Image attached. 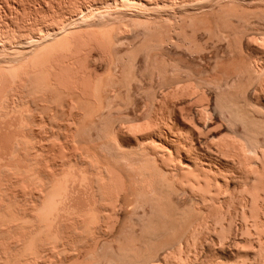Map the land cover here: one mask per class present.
<instances>
[{"label":"bare ground","instance_id":"obj_1","mask_svg":"<svg viewBox=\"0 0 264 264\" xmlns=\"http://www.w3.org/2000/svg\"><path fill=\"white\" fill-rule=\"evenodd\" d=\"M71 15L54 24L37 29L34 34L31 33L32 35L21 39L17 43V47L12 49L13 52L10 53V56L0 62V169L7 166L9 172L8 167H14L15 162H19L17 166H20V169L24 167V163H21L20 160L22 153L19 159L14 162L11 150L15 139H23L27 136L24 118L26 117L27 120V116H24L26 109L22 107L27 102L21 103V106L19 101L21 102L20 95L28 87L29 82L34 86V90H31L32 93H38V98L41 97L43 101H46L49 104L46 105L48 107L56 105L60 96L64 95L65 104L71 110L76 103L75 99H77L78 112L76 115L79 119L77 121L80 124H86V122L93 124L97 120L98 122L104 121L105 116L109 115L113 108H116L112 107L114 104L117 106L115 111L119 112H123L122 109L126 107L135 106L136 101L131 99L130 91L133 90V85L142 87L147 81L149 89L144 92L143 98L145 101H151V108L146 113L144 120L137 123H135L136 120L134 123L130 121L132 124L120 121L119 124L125 134L133 133L135 135L136 133L137 135L139 133L141 136H132L117 143V148L120 149L118 152H122L123 149H126L127 152L128 149L127 154H130V159L132 155L135 156L134 159L138 158L139 161L136 160L140 164L141 170L139 169V171L142 172L137 174L139 179L141 174L145 175L142 178L151 177L145 181L154 182L155 179L154 183H150V181L143 183L144 180L141 178L143 182L139 180V184L138 180L134 178V174L131 173L132 179H134L132 181L137 182V186L134 185V187H137L138 190L143 186V189H140V194L148 192L144 196H151V200L149 198L146 200L141 195L140 200L145 198L146 201H139L140 204L136 201V206L141 210L142 216L150 213V217L147 221L145 220V250L141 251L128 240L121 249V256L117 264H170V258H183L185 253L196 248L203 240L202 235L205 230L208 229L216 235V239L215 237L214 239L220 243L225 242L230 233L234 234V238H236L240 232H244L241 235L247 232L246 235L249 236L247 242L251 251L245 253L244 258L239 262L235 261L237 263L234 264H264V227L262 224L264 217V0H167V2L166 0H106L101 2L97 8L87 7L86 11L79 9L76 15ZM204 36L215 43L224 42L226 45L225 56L214 55V66L205 76L202 73H190L188 63L173 64L166 59L165 46L174 45L188 50H197L199 48L198 39ZM124 48H128L127 53L121 52ZM86 50H95L100 54L98 58H94V61L97 59L100 65L101 62H105L106 66L102 64L103 68L106 67L103 72H98L96 63L93 68H88L85 65V60L89 56L83 55L86 54ZM140 54H143L141 60L138 57ZM100 65L99 67H101ZM150 88L152 92L149 91ZM209 90L214 92V106L216 107L214 109L215 111L217 109L220 118L229 116L230 119H222L224 122L230 121L227 126L230 131L226 130L229 134L225 132L227 134L208 143L209 148L206 147L208 152L211 150V154L216 153L218 158L221 157V160L218 161L222 163V167L219 166L220 164L216 166L219 162L216 165L214 163V166H216L215 169L218 170L222 182L218 180L217 175H212L211 172L202 169V173L206 171L211 174L208 176L204 172L203 175L201 171L191 167L190 162L184 160L185 157L181 150L187 148V152L192 153L195 148V142L191 137L188 147L182 149L174 146L175 142L166 133H163L164 131L159 132L156 137L154 136L155 132H153L154 134L151 132L152 125H156L155 122L159 119V110H161L159 108L162 110L165 108L160 113H166L167 110L166 115L170 113L167 116L170 119L169 122L166 120L167 124L172 122L171 119L176 114L187 117L192 125L197 122L196 120L206 124L207 121L213 119L211 118L213 114L211 115L209 111ZM115 101H117V105ZM113 102L115 103L112 104ZM191 112L195 113L192 114L194 117L190 115ZM163 114L160 117L164 119ZM123 115L126 116L127 113ZM81 120L86 122L82 123ZM161 122L164 123V121ZM88 124L84 132L89 136ZM106 127L104 126V128ZM187 133L189 134L188 131ZM188 134L184 135L190 136ZM155 138L161 139L160 147L165 151L159 152L156 149L157 140ZM103 141L105 143V140ZM16 142L18 141L16 140ZM197 142L199 141L197 140ZM108 144L107 149L111 148V150L117 151V149L109 147ZM75 151L77 150L75 149ZM121 152L120 154L116 153L122 156ZM112 155L114 154L112 153ZM125 157L119 158L125 159ZM8 158L9 162L11 161L13 164L8 162ZM112 159L115 157L112 156ZM113 162L116 163L115 160ZM99 163L97 164L100 165ZM129 163L131 162L129 161ZM116 164L125 166L126 162L122 161ZM62 167V165H57V168L54 167L52 170V174L58 173L60 176L53 175L54 178L59 177L58 181L55 178L57 182L53 181L49 192H42L41 189H39L41 191L38 190L40 193L36 191L38 193L36 200L41 199L39 205L35 202L36 205L34 204L32 213L37 229H34L35 234L33 235L20 237L22 243L16 255L21 260H28V257L31 258L38 253L42 234L44 237L48 234V238L59 237L58 234L63 228L59 231L58 224L60 225L62 221L65 222V219H62L68 214H74L73 212L78 209L75 212L77 213L79 208L85 207V210L88 205H92L91 203H93V207L96 205L94 202L90 203L89 200L87 203L86 199L83 202V197L80 194L81 192L86 194V190L89 189L88 183L90 185L94 176L99 177L98 174H100V178H102L109 175L110 191L108 187L106 191L97 187L100 183L109 185L106 182L107 178L105 180L103 178L106 184L105 182L104 184L103 182L99 183L100 178L98 181L95 178V183L93 181L91 184L99 183L95 188H93L94 186L92 188L93 190L98 189L97 191L102 189L101 196L106 192V194L119 192L124 185L121 173L113 168L108 171L105 167V172H108V174H104L105 176H101L103 168L101 171H96L97 168H95L92 171H96L98 174L95 172L96 175H93L88 171L93 176L89 174V178H87L88 175L86 177L82 173L87 174L89 167H80L81 174L77 172L79 168L77 166L76 169L72 168L73 170L69 169V171L68 167L66 170ZM132 168L128 169V172L133 171ZM25 169L26 167L23 170L25 171ZM6 170H0V172L4 173ZM23 170L22 172H24ZM6 173L7 171L4 176ZM23 175L20 173L22 179L18 177L24 180L27 175ZM0 180L2 181V179ZM25 186L19 185L23 189L20 192H25ZM106 186L102 187L106 189ZM131 187L134 191V187ZM78 193L82 199L77 196ZM106 194L104 196H107ZM77 199L78 202L79 199L82 200L79 205ZM180 203L181 205H178ZM92 208H88V213L86 211L89 217L83 212L81 219L85 225L84 232L94 229L93 223L95 219H98L97 212L99 213L100 209L98 206ZM7 210L8 213L15 211L14 209ZM136 211L135 214L139 215V212ZM17 212L16 216L11 214L13 217H10L15 219L22 214V219H26L29 216L27 214L24 217L26 213L19 212L20 214H17ZM79 212L82 213L81 210ZM79 212L77 217L76 214L74 215L75 218L82 215ZM8 213L6 214L7 219ZM13 213L15 214V212ZM71 216L74 219L73 215L69 217ZM19 219L22 220L21 217ZM79 221H81L79 218L74 219L73 224L77 225L76 223L79 224ZM23 222L26 224L28 220L23 219ZM24 223L18 225H24ZM213 242L215 241H212L211 244ZM221 247L223 246L221 245ZM30 258L29 260H31ZM26 261L21 264L29 262Z\"/></svg>","mask_w":264,"mask_h":264},{"label":"rangeland","instance_id":"obj_2","mask_svg":"<svg viewBox=\"0 0 264 264\" xmlns=\"http://www.w3.org/2000/svg\"><path fill=\"white\" fill-rule=\"evenodd\" d=\"M103 1H106V0H0V62H2L4 58L10 56V53L13 52L12 49L17 47V43L21 39L29 36L31 33L34 34L37 29H40L50 24H54L60 21V19H63V18L65 19L69 17V15L71 14L76 15L79 9L86 11L87 7L88 8L91 7L93 9L94 7L97 8L100 5V3ZM198 47L199 48L197 50H193V49L188 50L184 47H176L174 45H167L164 48L165 49L164 55H166V59L173 64L174 63H184V64L188 63V70L190 73H193V74L202 73L203 76H205L213 68L212 66H214L213 65L214 55L225 56L226 45L224 42L215 43V41L208 40L207 37L204 36L198 39ZM127 49L128 48H124L121 50V52L127 53L128 52ZM85 53L86 54H83V55H89L85 60V65L88 68H93L94 65L98 64L96 65L98 66L96 67L97 70L99 69L98 72H103V70H105L106 65L104 64L105 63L104 61L101 62V65L97 59L96 61H94V58L96 57L98 58V55H100L98 54V52H95V50L93 51L86 50ZM141 55L143 54H140V56H138L139 60H141V57H142ZM199 55H202V56H199ZM102 64L105 65L104 68ZM99 65L101 67H99ZM28 84H27L28 87H26L20 95V97H22L20 99L21 102L19 101L21 106L24 102L25 103L27 102V104L24 103L25 105H27V107H25V105L22 106L24 109H26L25 110L26 113L24 114V116H27V120H26V117L24 118H25V123H26L25 125H26L27 136H25L23 139L22 138L15 139L13 143V147H12L13 149L11 150L13 151V159L15 160L11 159L12 153L10 154V151H9V154L11 155L10 156L11 158L10 157L9 158L13 160L14 162L16 161V159L17 160L19 159V156L22 153L21 154L22 157L20 156V160L22 161L21 163H24V167H21L20 169V166L19 167L17 166L18 165L17 163L19 162L17 163L15 162L13 164V162L12 163L11 161L9 162V158H8V162L13 164L14 167L12 166L8 167L11 170V171L9 170V172H8L7 166L4 167L5 170L7 169L6 170L7 173L5 175L6 177L4 176L6 171H4V173L0 172V179H2V181L0 180L1 181L0 185L2 183L1 185L2 187L0 188V252H1L0 257H2V259L3 257H5L3 260L0 259V262H1L0 264H5V263L6 264H12V263L21 264V262L25 263V261L27 260V259L25 261L21 260L16 255L17 250L19 249V246L22 243V241L20 240V237H23L24 235L26 237V236L35 234L34 229L35 228L37 229V226H36V222L34 218L32 217V213L36 205L35 202H37V204L39 205L40 200H41V199L36 200L37 199L36 196L38 193H40L39 191L41 190H43L42 192H46V193L47 191L49 192L50 186L52 185V183H54L53 181L55 182L58 181V177L60 175L58 173L52 174V170H54V167L57 168V165L58 166L62 165L63 166L62 168H65V170L68 167L67 168L68 171L69 169H72V168L76 169L77 167H79L77 169V172L79 171L82 172V170H79L82 167H85V168L89 167L87 170V174L82 173L85 176L88 175V177L86 176L87 178H89V174H91V176L96 175V173L98 174V172L96 171H99V170L101 171L102 168L104 169L106 167L108 171L110 168H113L116 171L121 173L120 175L123 178L124 185H123L122 190L119 192L113 193L112 191L113 194H110V192H108L109 196L108 194H106L107 193L106 192V193H103L101 196L100 193L102 192V189L101 191L100 189L99 191H97L98 189L93 190V188H95L96 184H99L100 182H103L104 184L105 182L104 180L107 178L106 182L109 183V185L106 184L105 182L107 186L102 185V183H100V185H97V187L99 186V188H103L104 191L107 190V187L109 191L111 190L109 189L111 187L110 186L111 181L109 182L108 180L109 175H107V177L104 175V174H108V172H105L106 169H104V171H101L102 172L101 176L103 175L105 176L102 178H100V174H98L99 177L94 176L96 178V181H98L99 180L98 178H100V180L98 181L99 183L96 182V184L94 185L95 178L94 180L91 179L92 182L94 181V183L93 185H91L92 182L90 183V185L88 183V187L92 191L88 189L86 190L87 191L86 194L85 192L84 193L81 192L80 194L83 197V200H84L83 202H85V199H86L87 203L90 201V203L94 202L96 204L93 207V203H91L92 205H88V208L91 209L92 207L95 208L96 206H98V208L100 209L98 210L97 208V210L100 211L99 213L97 212V214H99L100 216L98 215L97 216L98 219H95V222H94L95 224L97 223V225L93 223L94 229L92 230L90 229L88 232L83 231L85 230V225L83 224V221L81 218L83 216V212H85L86 214V211L88 213L89 209L87 208L84 210L85 207L79 208L81 206L78 207L82 211V213L79 212L80 210L78 211L79 213L82 214L81 216L79 215L80 217H78L81 221H79V224L76 223L77 225H74L73 220L78 219L74 217L75 214H76V217L78 215L77 214L78 212L75 213L78 210L77 205H76L77 210L76 211L74 210L75 211L73 212L74 214H71V213L68 214L67 215L68 218L65 217L62 219V220L65 219L64 220L65 222L62 221L63 223L61 222L60 225L58 224L57 229H59V231L61 228H63L61 232L58 234L61 237L59 236L60 237L59 238L58 236L57 237L54 236V237L48 238L49 237L48 234L45 237L42 234L41 235L42 236L41 246L39 247L38 253H37L39 256L35 254L34 256H31V258L28 257L27 261L29 262L26 261L28 264H37L39 262H40L39 264L41 263L42 264H107L109 263L110 264V262H112L111 264H113V262L114 264H117L118 263L117 261L119 260L121 256L120 254L121 249L123 248L124 245H126L125 243L128 240L130 243H134L138 249H141V251L145 250L144 249L145 248L144 244L146 243V241H144L146 237V234L144 233V231L146 230L145 220L147 221L148 217H150V213L142 216L141 210H139L138 206H136L137 205L136 201H138V204H140L139 201L141 202L146 201L147 198L151 200V196L149 195L148 197L144 196V195H147L148 192H145L147 194L142 195L140 194L141 193L140 191L143 189V186H142L143 183L145 182L148 183L149 181L150 183H154L155 179L152 176V181L154 179V182H151V180L145 181V179L146 180L151 179V177L146 178L147 177L146 176L142 178L143 176H145L143 174H141V178L142 180H144V182L141 180V178L139 179L138 175L142 172L139 171L140 164L138 162L139 161L138 158H136L138 160L137 161L136 159H134L135 156L131 154L132 156L130 159L129 158L130 154H127L128 149H127V152L125 151L126 149L125 150L123 149L124 151L122 150V152L124 153L120 151L122 156H119L118 154H120V152L118 151L120 149L117 148L118 146L117 143L118 142L120 143L121 141H125L126 139H129V137L131 138L132 136L133 137L141 136V134L139 135V133H137V135L136 133L135 135H133V133L125 134L124 131H122L121 128L119 127V124H120V121L122 122L124 121V123L127 124L130 121H133L132 123H134V121L136 120L135 123H137V122L144 120L146 113L149 112L151 108V101L150 102L145 101V99L143 98L144 92L149 89V83L145 81L142 87L133 85L132 87L133 90L130 91L131 92L130 96H131V99H135L136 101L135 106H131V108L128 106L129 108L126 107L122 109L123 112H119V111H115L117 108V106H115L114 104L116 102V105H117V101H115L112 103L114 104L112 105V107L114 106L116 108L115 109L113 108L112 111L109 113V115H107L106 113L107 116H105L104 121L98 122L97 120L95 121L96 123L94 122L95 124L93 123L94 125L91 124L90 122H86L85 120H81L82 123L86 122V124L84 123L85 125L80 124V122L77 121L78 119V116L76 115V112H78V108L76 104L77 99H75L76 103L74 104V108H72L71 110L66 106L67 104H65L66 102L63 98L64 95L60 96L61 98L59 99L56 105L53 104V105H50V107H48L46 105H49V104L46 101H43L41 97L38 98L39 97L38 93H37L38 96L36 93H32L31 90L32 89L34 90L33 84H31V82H29ZM149 91L152 92V89L150 88ZM211 91L212 90L208 91L209 103H210L209 111L211 112V115L213 114L211 116V118L213 119L207 121L206 124L203 123L202 121L200 122V120L199 121L196 120L197 121L195 123L196 125L193 123L194 125V128H193L192 123L190 122L189 119H187V117L180 116V115L178 116L176 114L177 116L176 115L173 116V118L171 119L172 122L170 121L169 123L171 125H169L167 123L169 122L170 119L167 116L170 113L166 115L168 110L166 111V113L163 112L164 113L163 114L160 112L164 111L165 108L164 110H162V108H159L161 110L157 108V110L160 111L159 119L155 122L156 125L154 124L155 131L153 130L154 125H152L153 128H151L152 129L151 132L152 133L155 132L154 136L156 137L159 134V132L164 131L163 133H166V135L169 136L170 139H172L175 142L174 146L181 147L182 149L184 147H188L187 145H189L188 143H190L189 138L191 137L195 142L194 144L195 148L193 149L194 151H192V153L187 152V148H184L183 150H181L182 155H184L185 157V158L183 157L184 160H186V162L188 161V163L190 162L189 163L190 166L193 168L195 167L196 169L201 171V173L203 171L202 169H204L208 172H211L212 175H217L219 178L218 180L222 182V178L218 175V170L215 169L216 166H218L219 164H220L219 166L222 167V163L218 161V160H221V157L218 158L215 155L216 153H214V155L213 153L211 154L210 152L211 150L208 152L206 147L209 148L208 143L212 142L213 140H217L218 138L224 136L227 133L229 134V132L227 131H230V130L227 126L230 121L229 122L225 121L226 122L225 123L224 120L225 118H228L226 120H230V119H229V116H226L225 118L223 117L222 119L224 120H222L218 114L217 109L215 111L214 109L216 108L214 106L215 96H214V92H211ZM118 105L120 106V104ZM120 107L122 108V106ZM124 113H127V115L129 114L128 118H127V115L126 116L123 115ZM161 114H163L162 116H164V119L163 117H160ZM192 114H195V113L191 112L190 115ZM192 116L194 117V115ZM166 120H168L167 123H166ZM161 121H164V123L166 124L164 125V123ZM87 124L90 130L89 136L86 135L87 133L84 132V129ZM104 126L107 128L109 133L106 130V128H104ZM102 129L104 130L103 132H102ZM105 131H106V134H105ZM187 131L189 132V134L187 133ZM180 132L182 135L180 134ZM184 134L185 135L188 134L190 136H185ZM105 135H108V136H105ZM16 140L18 142H16ZM103 140H105L106 144L104 143ZM106 140L109 144L106 142ZM116 140H120V141H116ZM156 140H157V144L155 146L157 148L156 147L155 148L159 152L165 151L164 149L160 147L162 143L161 139L157 138ZM197 140L199 142H197ZM167 142H168L167 144H169V141ZM104 144L105 146L103 147ZM107 144L110 145L109 147H112V149H117V151L116 150L113 151L109 147H108L109 149H107ZM167 144H164V145H167ZM114 145H116L115 148H113ZM73 146L75 147L77 151H75V149L73 150ZM112 153L114 155H112ZM111 155L113 156V158L115 157V159H112ZM115 155L119 157L128 156V158L125 157V159H121L118 157L119 158L118 159L117 156ZM97 160L101 162L102 164L99 163ZM114 160L116 161V163H120L122 161L123 163L126 162L127 166L126 165L124 166V164L122 165L116 164L113 162ZM124 160L126 161L124 162ZM135 160H136V163L138 162L137 163L138 165L134 163ZM81 161H84V162H81ZM129 161L131 163L133 162L134 164L129 163ZM97 163H99L100 165H98ZM214 163L215 165L217 163L218 164L214 166ZM136 165L139 167L138 169L136 168L137 167ZM25 167L26 169L24 171L23 169ZM127 167H129L128 168L129 170H131V168L133 167L132 169L133 171L135 170V172L133 171L128 172ZM95 168H97V170L95 171L96 173L93 172ZM4 169H0V170H4ZM113 169H110V171ZM22 170L24 172H22ZM72 170L70 171L72 172ZM210 170H212L213 172ZM214 170H216L217 172H215ZM88 171L92 172L93 175L92 173H89ZM206 171H204L205 174L207 173L208 176H211V174L210 173L208 174V172ZM81 172H79V174H81ZM20 173L21 175L22 174L27 175L26 176L27 178L25 177L26 181L25 179L21 180L22 177H20ZM131 173L134 174V178L138 180L139 184H140V181L143 182L141 183L142 184L141 185L142 188L140 187L141 190L139 188L137 190V187L136 188L134 187V185L137 186L136 184L137 182L132 181L134 179H132L133 175ZM54 174L59 175L55 177L57 178V181L53 176ZM16 178L18 179L16 180ZM19 180L21 184L19 183ZM16 182L18 183V185ZM23 184L26 185L25 186L26 194L25 192L22 193L23 191L20 192L23 189H21L22 187H19V185L24 186ZM92 186L94 187L92 188ZM102 186L104 187L106 186V189ZM131 186L134 187L135 189L134 191L132 190L133 188ZM216 189H218V187H216ZM91 192L93 193L96 192L97 194L95 193L93 194ZM80 194L78 193L77 196H79L80 199H82ZM82 194H85V195H82ZM104 194H106L107 196H104ZM138 194H140L139 197H138ZM141 195L142 197L144 196L146 200L145 198H143V200H140ZM80 199H79V202L82 201ZM77 202H78V199H77ZM79 202H78V205H79ZM82 203H80V205H82ZM181 203L183 204V202ZM181 203L178 205H181ZM7 209H9V211H12L14 209L15 211H12V213L9 212L10 213L9 214L7 212L8 211ZM135 210L139 212V215L135 214ZM13 212H15V214ZM16 212L17 214L19 212L26 213L24 214V217L25 215L28 214L29 216H27L26 218L28 220V223L25 224L23 222V219L25 221L27 220L25 218L22 219V216H23L22 214L20 216L18 215L19 218L21 217L22 222L20 221L18 216L17 218L14 217L15 219L11 218L13 217L12 215L16 216ZM3 213L4 215H2ZM7 213H8L7 216H9L8 219L6 217ZM70 215H73L74 219H72V216L69 217ZM86 215H88L89 217V214H86ZM5 217L7 220L4 219ZM137 218H140V219H137ZM86 220L88 219L86 218ZM19 223H24L25 226L23 224L18 225ZM61 224H63L62 227H61ZM262 224L264 227V217H263ZM242 233L240 232V235H238V237L236 238H234V234L230 233L229 238H227L225 242L223 241L220 243L219 241L215 240L216 235L210 229L205 230L204 234L202 235L203 240L199 242V245L196 246V248H193L190 252L185 253L183 255V258H170V264H226V263L234 264V263H237L235 261L239 262L241 259L244 258L245 253H249L251 251L249 243L247 242V238H249V236L246 235L247 232H245L244 235H241ZM212 241H215V242L211 244ZM221 245L224 248L221 247ZM13 253L15 256L13 255ZM11 254L13 255V258ZM1 255H6V256H1ZM29 258L31 260H29ZM35 259H38V260H35ZM13 260L15 261L13 262ZM33 261H36V262L39 261V262L31 263Z\"/></svg>","mask_w":264,"mask_h":264}]
</instances>
